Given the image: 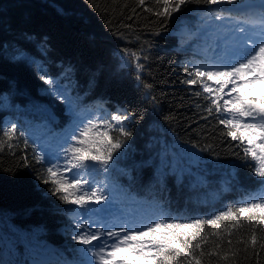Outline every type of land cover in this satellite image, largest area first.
Here are the masks:
<instances>
[{
  "label": "trees",
  "instance_id": "obj_1",
  "mask_svg": "<svg viewBox=\"0 0 264 264\" xmlns=\"http://www.w3.org/2000/svg\"><path fill=\"white\" fill-rule=\"evenodd\" d=\"M248 1L258 0H189L164 18L155 14L162 10L156 0H0V264L86 259L73 239L81 210L60 201L43 179L48 166L63 163L76 124L117 109L135 119L124 122L131 136L108 172L89 176L107 185L101 213L118 208L134 226L161 214L207 219L257 194L255 162L244 155L251 146L227 135L208 93L196 95L200 86L184 83L198 44L207 42L213 13L233 14ZM183 28L189 32L180 34ZM136 63L143 64L139 72ZM43 75L76 99L75 113ZM13 125L17 131L5 136ZM56 137L65 141L51 159L44 142ZM233 212L238 224L231 217L215 228L205 224L201 264H264V220Z\"/></svg>",
  "mask_w": 264,
  "mask_h": 264
},
{
  "label": "snow or ice",
  "instance_id": "obj_2",
  "mask_svg": "<svg viewBox=\"0 0 264 264\" xmlns=\"http://www.w3.org/2000/svg\"><path fill=\"white\" fill-rule=\"evenodd\" d=\"M139 2L144 4V0ZM188 2L189 0H156L162 10L155 14L164 18L171 17ZM197 2L217 5L222 0ZM227 2L234 3L235 0ZM213 15L216 19L224 18L216 13ZM244 23L258 25L259 31L248 34L244 27H239L236 31L244 35L236 39V46L226 45L214 63L193 65L192 70L187 71L188 79L184 83L190 86L199 85L196 95L201 92L208 93L210 104L214 105L215 112L220 114L217 117L218 123L228 128L227 135L233 140L246 141L251 146L244 149V155L247 157L250 154L255 162L252 170L259 178L258 191L256 195L233 207L241 215L249 213V220H264V104L257 105L255 100H248L242 93L245 85L264 83V0H261L258 18L247 19ZM128 55L136 60L140 59L135 53ZM134 67L139 72L143 69V64L136 63ZM41 79L52 86L50 90L53 94L64 100L69 111L75 113L76 99L67 89L60 87L56 80L47 75L41 76ZM136 79L141 80L140 75H137ZM207 81H216L219 87L214 91ZM229 85L232 86L229 88ZM143 86L150 88V85ZM226 88L228 91H225ZM232 93L236 95L233 96ZM206 111L212 115L213 107L206 108ZM133 119L135 116L127 110L117 109L107 118L81 121L68 137V146L63 149V163L52 164L46 168L47 177L43 179V183L50 185L48 191L57 195L64 204L75 205L82 210L75 214L77 231L73 239L83 246L78 251L82 252L86 259L65 261L64 264H141L148 261L158 264H201L200 257H203L205 252L197 250L200 249L201 243H207L206 237L202 235L205 224L215 228L218 221L229 217L239 223L233 207H228L207 219L182 221L178 217L161 214L151 221L140 222L135 226L126 221L119 224L115 231L107 222L97 219L96 216L102 208H96L94 205L108 201L109 194L104 191L107 187L104 181L90 180L89 176L94 171L108 172L113 162V154L125 148L127 138L131 136L124 122ZM16 131L13 125L4 131V135L11 136ZM111 132L118 133V137L113 139ZM19 136L23 137L24 133L20 132ZM255 136H259V144L254 143ZM94 241L98 243L94 244ZM251 243L256 244L255 233L251 237ZM260 247L264 248V245ZM224 259H227V256ZM32 264L43 262L34 260Z\"/></svg>",
  "mask_w": 264,
  "mask_h": 264
},
{
  "label": "rangeland",
  "instance_id": "obj_3",
  "mask_svg": "<svg viewBox=\"0 0 264 264\" xmlns=\"http://www.w3.org/2000/svg\"><path fill=\"white\" fill-rule=\"evenodd\" d=\"M254 5L251 3L243 5H237L234 10L233 14L230 15H221L223 19H215V21L209 26L211 29L207 33V42L203 40L202 43L198 44L200 50L196 52L198 58H194V65H207L210 63H214L218 60L219 53L224 49L227 45L228 47L236 46V39L240 36H243V33H239L236 31L239 27H244L248 34H254L259 31L258 25H253L250 23H244L247 19H255L258 18L259 9H253ZM261 8V3L258 4ZM245 9L248 12L246 16L247 19H241L240 17H235V12ZM253 9V11H252ZM233 15V16H232ZM189 30L187 28H183L180 31V34L188 33ZM206 40V39H205ZM192 65V64H191ZM202 70H205L202 68ZM251 79V77H249ZM206 80V78H205ZM207 83L213 87L214 91L219 85L216 81H207ZM239 83V82H238ZM232 85H229V88ZM225 91H228L226 88ZM243 96L248 100H255V98H260V100H255L257 105L264 104V83L257 82L255 84H248L245 85L242 89ZM233 96L236 93H232ZM228 97H225L227 99ZM254 143L259 144L260 139L259 136H255ZM64 139H59V142H44V145L47 148V155L53 159L56 157V154L53 153L54 147L59 143H63ZM82 211V210H81ZM97 219L101 220L102 222H107L110 226H112V230H117V226L121 223L126 222L129 219V214L124 212L123 210H119L118 208H107L102 213H98L96 216ZM95 226V225H94ZM94 244L98 243L97 241L93 242Z\"/></svg>",
  "mask_w": 264,
  "mask_h": 264
},
{
  "label": "bare ground",
  "instance_id": "obj_4",
  "mask_svg": "<svg viewBox=\"0 0 264 264\" xmlns=\"http://www.w3.org/2000/svg\"><path fill=\"white\" fill-rule=\"evenodd\" d=\"M95 107H97V105H95ZM52 142H59V139H58V137H56V138H54L53 140H52ZM59 145H61V143H59L58 145H56V146H53L54 147V149L56 148H58L59 147Z\"/></svg>",
  "mask_w": 264,
  "mask_h": 264
}]
</instances>
